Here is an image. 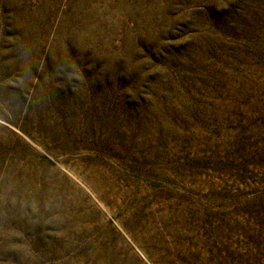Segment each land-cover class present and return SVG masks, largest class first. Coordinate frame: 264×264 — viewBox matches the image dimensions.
<instances>
[{
	"label": "rangeland",
	"instance_id": "rangeland-1",
	"mask_svg": "<svg viewBox=\"0 0 264 264\" xmlns=\"http://www.w3.org/2000/svg\"><path fill=\"white\" fill-rule=\"evenodd\" d=\"M0 264H264V0H0Z\"/></svg>",
	"mask_w": 264,
	"mask_h": 264
}]
</instances>
